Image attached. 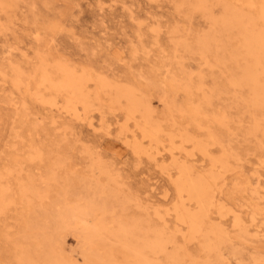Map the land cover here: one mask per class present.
<instances>
[{
    "label": "rangeland",
    "instance_id": "obj_1",
    "mask_svg": "<svg viewBox=\"0 0 264 264\" xmlns=\"http://www.w3.org/2000/svg\"><path fill=\"white\" fill-rule=\"evenodd\" d=\"M262 33L260 0H0V264H145L122 224L162 264H264ZM185 173L218 176L193 235Z\"/></svg>",
    "mask_w": 264,
    "mask_h": 264
},
{
    "label": "bare ground",
    "instance_id": "obj_2",
    "mask_svg": "<svg viewBox=\"0 0 264 264\" xmlns=\"http://www.w3.org/2000/svg\"><path fill=\"white\" fill-rule=\"evenodd\" d=\"M260 1L261 2H264L262 0H260ZM198 3H199V0H198ZM259 5H262V4H259ZM198 44L201 46L200 48H201L202 51H206L205 48H207V44H208L207 43V38L206 37H202V38L200 37L198 39ZM246 46H247L249 52H251V53H253L255 55L254 57H256V62H255V64L253 66L247 68V70L245 71L244 75H245L246 79H248L250 81V83L252 85V88L255 91L254 93L258 94L259 96H261L264 99V82H260L259 77H258V75L260 74V71H259V61H260V57H264V33L249 36L248 39L246 40ZM205 53L206 52H202L203 55ZM252 61H253V59H252ZM250 64H252V63H250ZM60 85H61V87L63 89H67L68 87H71V83H69L68 81L62 82V84H60ZM122 96H125V94H120V96H117V97L120 98ZM130 105H131V107L128 110H129V112H131V114H133L135 111H137V109H136V105L137 104L130 99ZM183 169L184 168L182 167V170ZM185 174H187V173H185ZM217 177L218 176L216 174H213V175H210L208 178L202 177V176L196 177V178H190L188 176V174H187V175H185L184 178H182L181 180H179L178 183H177V186L179 188V191L180 192H187L188 195L191 198H193L196 201V203L198 204V210H196L195 212H185L184 211L185 213L183 215H180L179 216L181 219L184 218L183 220H187L188 225H189V235L196 234L197 231H198V228L201 226L203 220L205 218H209V216H208L209 207L211 206L212 201H213V198H214V189L212 188V186L210 185V183H211V181H214L215 179H217ZM113 202L115 203L116 201H113ZM125 206H126V204H125ZM66 208H67V206H66ZM108 208H110V207H108ZM115 213H116V211H115ZM74 216H75V218L77 219L78 222L83 223L81 225V228H82L84 234L87 236L86 237V238H88L87 240H89L91 234L92 235H96V236L98 235L99 236L100 233H101V230L102 229L104 230V226H101L99 224H95V225H91V226H88L87 227L85 223H87V220H90L89 216L87 218L86 217L84 218L80 213H78V215H74ZM98 218H99V216H98ZM126 225H124V224L119 225V227L115 231L113 229H111V228L110 229H107V230L114 237H116L118 240H121L125 236H129V237L133 238L134 241H130L131 243H128V242L125 241L124 244H125V246L127 248H129L130 251L133 252L134 257L138 261L144 262L145 264H162L156 258L148 259L147 256L143 255V249L148 248L150 250V253H152L156 257V254H157L158 251H162V250L164 251L166 249V243L174 242V237H171L165 243L164 240H163V238H162V236H161L162 233H159V234H156V235H152L150 237L149 236L144 237V239H142V241H139L138 238H137V235H138L137 232L139 231L140 227H138V225H136V224H133L132 226H128V225L126 226ZM105 226H106V223H105ZM108 226H110V225H108ZM216 231H217L216 227L215 228L212 227L209 230V232H214V233ZM107 234H108V232H107ZM32 235H34V234H32ZM101 236H102V234H101ZM176 255L177 254H174V255L171 256V264L177 263V259H176L177 257H176ZM61 260H62V258H60L59 256L52 255V256H50V258L48 260L49 262L48 261L47 262L48 263L57 262V261L58 262L59 261L61 262Z\"/></svg>",
    "mask_w": 264,
    "mask_h": 264
}]
</instances>
